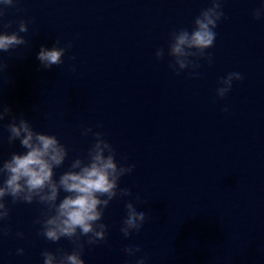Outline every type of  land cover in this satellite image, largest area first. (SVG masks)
I'll return each instance as SVG.
<instances>
[{
  "label": "water",
  "instance_id": "95a60500",
  "mask_svg": "<svg viewBox=\"0 0 264 264\" xmlns=\"http://www.w3.org/2000/svg\"><path fill=\"white\" fill-rule=\"evenodd\" d=\"M13 3L0 31L17 32L23 20L27 43L0 52L7 65L0 68V104L65 146L68 156L54 178L85 159L95 142L91 133L81 135L87 127L115 149L118 166L135 165L118 185L132 196H118L104 210L106 242L85 244L84 264H136L141 257L145 264H264V19L252 17L264 0H223L224 17L206 52L211 66L198 60L196 73L179 75L168 67V36L191 31L209 0ZM57 39L59 47H72L61 65L44 69L37 54ZM158 48L165 49L159 61ZM231 72L243 79L217 99L218 80ZM9 122H0V162L25 151L19 141L8 144ZM134 198L147 202L136 205L146 219L125 240L124 203ZM5 202L3 226L11 231L0 239V264H43L42 251H72L66 239L37 235L41 205ZM129 246L141 251L126 256Z\"/></svg>",
  "mask_w": 264,
  "mask_h": 264
},
{
  "label": "clouds",
  "instance_id": "9594fccd",
  "mask_svg": "<svg viewBox=\"0 0 264 264\" xmlns=\"http://www.w3.org/2000/svg\"><path fill=\"white\" fill-rule=\"evenodd\" d=\"M223 0H209V7L202 10L192 22V29L181 28L168 36L167 57L168 67L174 75H179L186 69L196 73L200 67L198 60H206L212 64L211 54H207L216 40L215 29L224 17ZM0 23L5 15V9L14 7L13 0H0ZM254 20L264 19V3L252 13ZM12 22L3 24V28L11 27ZM27 24L19 22L18 31L8 33L0 31V52H9L27 42L20 33H27ZM57 39L51 49L41 47L37 60L44 69L63 63L62 57L71 42L59 47ZM159 61L165 56V49L158 48L155 52ZM75 59V57H71ZM7 65L0 63V68ZM73 71L75 69L73 68ZM195 78V76H193ZM243 79L239 72H231L218 80L216 98L224 99L231 90L233 82ZM227 111V109H223ZM10 117V122L4 125L9 133L7 142L12 145L19 141L25 151L13 152L10 159L0 162V239L7 237L10 228L3 226L9 219L10 207L5 202L10 198L11 204H33L42 206L40 216L33 221L39 225L38 236L56 243L62 238L70 242L72 251L66 252L58 248L55 253L42 251L43 264H84L81 258L85 244L95 245L106 242L108 226L102 223L104 210L113 199L132 196L131 189L120 188L121 177L131 174L135 165L124 166L116 162L115 149L99 132H93L90 127L82 128L81 135L89 133L94 143L89 147L85 159H74L67 171L55 177L54 169L60 168L68 156L67 149L55 135L42 134L33 129L23 117L17 119L10 107L0 104V122ZM99 126V125H98ZM65 195L59 199L60 193ZM59 199V202H58ZM144 204L138 198L125 201L124 218L120 227L122 239H127L131 233H139L146 219L144 211H137V204ZM17 237L23 239L24 234L17 232ZM86 240L82 242L81 238ZM139 247H126L123 254L135 256ZM24 249L18 248L16 255H23ZM145 257L136 260V264H145Z\"/></svg>",
  "mask_w": 264,
  "mask_h": 264
}]
</instances>
